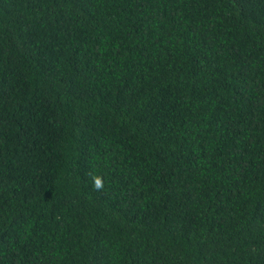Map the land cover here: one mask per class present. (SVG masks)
I'll list each match as a JSON object with an SVG mask.
<instances>
[{"label": "trees", "instance_id": "trees-1", "mask_svg": "<svg viewBox=\"0 0 264 264\" xmlns=\"http://www.w3.org/2000/svg\"><path fill=\"white\" fill-rule=\"evenodd\" d=\"M0 264H264V0H0Z\"/></svg>", "mask_w": 264, "mask_h": 264}, {"label": "clouds", "instance_id": "clouds-1", "mask_svg": "<svg viewBox=\"0 0 264 264\" xmlns=\"http://www.w3.org/2000/svg\"><path fill=\"white\" fill-rule=\"evenodd\" d=\"M93 187L95 190H98V191L103 189V183L100 177H94Z\"/></svg>", "mask_w": 264, "mask_h": 264}]
</instances>
